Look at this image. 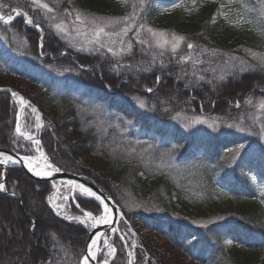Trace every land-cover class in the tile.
<instances>
[{
    "label": "trees",
    "instance_id": "16d2710c",
    "mask_svg": "<svg viewBox=\"0 0 264 264\" xmlns=\"http://www.w3.org/2000/svg\"><path fill=\"white\" fill-rule=\"evenodd\" d=\"M45 1L57 15L45 19L32 0H0L7 5L0 13L18 7L43 34L40 39L23 16L8 25L0 21V77L11 74L37 86L28 100L41 113L40 138L55 165L111 196L133 229L147 226L178 250L165 256L143 234L135 264H181L179 258L264 264V92L258 90L264 89V66L244 52L264 54L259 34L264 27L256 35L233 38L208 4L183 18L181 0L171 6L166 5L170 0H144L143 5L140 0ZM244 6L256 8L255 0H244ZM163 11L166 16L156 24ZM76 14H88L102 26L104 20L127 16L136 26L173 30L185 37L182 49L188 43L204 47L195 53L200 62L183 70L179 56L140 43L144 35H129L125 43L132 47L122 52L74 49L54 25L69 23ZM111 30L105 27L106 33ZM15 115L12 96L0 91V149L15 151L23 144L14 133ZM239 145L244 148L228 151ZM0 183L5 185L0 264H79L87 231L49 208L51 182L11 166L0 167ZM223 196L238 200V207L214 206ZM77 203L99 212L91 198L77 196ZM227 239L241 250L235 256L227 253Z\"/></svg>",
    "mask_w": 264,
    "mask_h": 264
},
{
    "label": "rangeland",
    "instance_id": "374dc122",
    "mask_svg": "<svg viewBox=\"0 0 264 264\" xmlns=\"http://www.w3.org/2000/svg\"><path fill=\"white\" fill-rule=\"evenodd\" d=\"M180 0H170L166 5H173L177 3ZM44 3H47L45 0H43ZM182 3V12L181 15L183 18L190 16L191 14L200 12L205 4H208L213 9V16L216 19L217 22L224 23L223 26H226V34L233 36V38H245L246 36H253L256 35L258 30L260 28L264 27V0H255L256 8L250 9L249 7L244 6V0H181ZM50 7L51 4H49ZM44 15V18L46 19L47 16H55L57 15V9H54L53 12L49 13L47 10L40 8ZM250 11L248 12L247 10ZM251 14L250 15H248ZM168 15V14H167ZM166 16V14L161 12L155 20H153L156 24L159 19ZM75 18V17H74ZM93 17L89 16L88 14L81 15V20L77 21L71 18V21L69 23H66V21L60 20L59 25H61V28L58 29L56 25H54V29L56 30V34L63 37L66 41L69 42V45H71L74 49L78 50H92V49H98V48H112L113 50H118L119 52H122L127 48L126 40L128 39L129 35H135L136 37L138 35H144L141 40H147V45L150 46V48L156 49L158 51H170L171 54L179 56L178 60L180 64H183L182 69L184 70V66L189 64L190 66H193L194 64L200 62L199 57L197 55H200L198 52H203V48L196 49L195 46H193L191 49L186 47L183 48V42H180L179 47L173 51L171 47L172 43V34H176L178 36H183L180 33H177L173 30H166L161 28H155L150 25L141 24L136 26L134 22L130 20H121L119 19V22L116 23L114 26H107L108 29H113L110 32H108L107 35L101 34L100 36L95 35L96 25L91 23ZM97 24L102 26L100 21L96 19ZM106 21V20H104ZM250 22V23H249ZM28 27L35 29L40 34L39 38L41 39L43 34L41 28H37L34 25H30L25 23ZM146 25V26H145ZM128 26L129 31L127 35L122 34V29ZM143 26V27H141ZM152 28L157 33H164L165 35L163 37L161 36H152L150 33L146 31L147 28ZM134 30V31H133ZM144 33V34H142ZM184 37V36H183ZM167 39L168 43L164 44V40ZM245 49V48H243ZM88 52V51H87ZM245 54L249 55V52L245 49ZM65 52H61V55H63ZM197 55H196V54ZM263 54V53H259ZM120 62V61H119ZM82 70L89 71L91 70L90 67H80ZM17 82L18 86L20 87V92L23 93L27 98L30 94L35 93L38 89L37 86L33 85L32 83H29L28 81L20 82V80L16 79L12 75H5L3 77H0V86H7L8 83ZM13 88H16L15 85L12 86ZM143 91V88H141ZM146 92L147 89H144ZM261 92H264V89H258ZM12 96L13 103L16 105V113L18 112V109L21 107L22 103L20 101V97L14 96L13 93H10ZM238 106V105H237ZM236 106V107H237ZM33 105L31 103L27 104L24 109L22 110L21 114L19 115L20 120V128L21 132L29 133L31 136H37L40 137V129L43 126V120L41 117V113L35 106V108L38 110V113L40 115V120L37 121L36 115L37 113L32 112ZM16 116V115H15ZM40 124V127H36L37 124ZM220 133V132H219ZM21 142L23 143L20 147H15V151H18L17 149H20L21 152L24 154H31L34 157V160L37 162L35 166L41 168L43 165V162H39L38 158L39 152H36V146L35 144L29 141H26L24 138L18 137ZM45 166V165H44ZM77 184H70L69 182L61 184L59 188H57V185H51V190L54 191L51 198L52 202L49 204L52 206L55 211L59 212L58 214H63L66 216L67 210H72V208H75L77 210V213L73 211V218L80 217L81 220L72 219L74 222H77L81 224L82 227L84 225L87 229L86 231L91 229L93 227L92 220L84 218L85 212H92L85 208H80L79 204L77 203V196H81L84 198H91L92 196H87L86 194L82 193L79 188L75 187ZM263 188V187H262ZM109 196V195H108ZM111 197V196H110ZM112 198V197H111ZM113 199V198H112ZM114 201V199H113ZM99 203V212L98 214H94L93 216H101L103 213V205L100 201ZM115 202V201H114ZM116 203V202H115ZM117 204V203H116ZM118 205V204H117ZM239 201L236 200L233 197L230 196H223L218 199V201L214 204V206H219L222 208L230 207L232 209H236L238 207ZM83 209V211L79 210ZM119 207V206H118ZM120 208V207H119ZM121 210V208H120ZM54 212V211H53ZM55 214V213H54ZM72 214V215H73ZM192 212H189L188 215H192ZM70 217V216H69ZM86 221V222H81ZM117 227L120 231V233H112L108 238L106 236L103 237L100 245H99V251L97 252L96 260L97 264H104V261L107 259L108 264H129V260H131V264H135L138 261V256L136 252V247L139 243V239L141 235L143 234H149L154 239L153 244L157 246L159 251L163 252L165 256H176L177 254V248L173 246L170 239L165 236L161 235L159 233L152 232L147 226H140L138 230L133 229L127 220H125L124 216L118 219ZM116 232V231H115ZM226 241H231V243H226ZM224 244L226 246L227 253L231 256H235L238 254L241 250L237 249V246L234 241L227 239ZM107 242V243H106ZM109 245L114 246L116 248V253L114 256L109 255ZM131 252L133 255L129 257L128 253ZM148 255V253H146ZM81 257V256H80ZM149 257V255H148ZM261 257L264 261V250L261 252ZM118 260V261H117ZM117 261V263H116ZM179 261L181 264H201L196 261H191L190 259H180ZM176 263V262H175ZM138 264H144L138 263ZM177 264V263H176Z\"/></svg>",
    "mask_w": 264,
    "mask_h": 264
},
{
    "label": "snow or ice",
    "instance_id": "6c2138e0",
    "mask_svg": "<svg viewBox=\"0 0 264 264\" xmlns=\"http://www.w3.org/2000/svg\"><path fill=\"white\" fill-rule=\"evenodd\" d=\"M140 3H141V5H143L144 0H140ZM32 4L35 5V7L37 9L43 8V9L47 10V12H49V13H51V12L54 11V9L52 7H50L48 3H44L43 0H32ZM3 7H7V5H0V8H3ZM65 11H67V9H65ZM12 13H15V15H18V16H23L24 19H25V22L27 24L34 25L37 28L40 27L39 24H34L33 18L31 16H29L27 12L22 11L18 7L17 8H11L10 9V13L8 15H4L3 13H0V21H2L5 25L10 24L13 21V19H14V16L12 15ZM134 16H135V13H133V17ZM123 19L130 20V19H132V17L125 16ZM75 20H77V21L81 20L80 14H76ZM118 22H119L118 19L112 18V19L106 20L104 26H100V25L97 24L96 18H93L92 21H91V23H93L94 25H96V30H95V35L96 36H100L102 33L105 34V35H107L108 33L105 32V27H107V26H114ZM56 27L58 29H60L61 28V25L57 24ZM141 27H143V26H141ZM128 31H129V27L128 26H125L122 29V34L123 35H127ZM146 31L148 33H150L154 37L155 36H161V37H163L165 35L164 33H157V32H155L150 27L147 28ZM259 34L262 36V38H264V29H262ZM184 40H185V37L178 36L176 34H172V43H171L172 50L175 51L179 47L180 42H182ZM139 42L142 43V44H147L148 43L147 40H141ZM167 43H168V40L165 39L164 40V44H167ZM127 47H128V49H131V47H132L131 43H129ZM187 47L189 49H191L193 47V44L188 43L187 44ZM108 51L109 52H113V49L112 48H109ZM122 51H123V49H122ZM247 51L249 52V54L254 59H256L262 66H264V54H259V53L255 52V51H252L251 49H249ZM113 54L115 55L116 53H113ZM159 79L160 78L157 77V82H159ZM147 91L151 92L152 89L149 88V89H147ZM13 95L14 96H18L19 94L18 93H13ZM133 99H135L137 101L138 105L141 108H145L146 107V102L144 100L138 99V98H135V97ZM20 101H21L22 105L28 103V101L24 100L23 97H20ZM260 107H261V109H264V100H261L260 101ZM32 112L33 113H37L36 119H37V121H39L40 120V115L38 113V110L35 108V106L32 107ZM195 122L196 123H199V122H201V119L199 117H197L195 119ZM40 126L41 125L39 123L36 125V127H40ZM232 126L233 125H229V127H232ZM240 130L243 131L242 128ZM16 132L17 133H20L22 136H25L28 139H32V136L29 133L21 132V128H20V124L19 123H17V125H16ZM34 143L39 144L40 141L36 140V141H34ZM242 148H244V145H239L238 146V149H236V150L229 149L228 151L235 152V151H238L239 149H242ZM41 156H43V153H41ZM0 157H2V159H0V163H8L9 161L15 162L14 157H12L10 155H7V154H5L3 152H0ZM44 158L47 159L46 157H44ZM23 159L26 162H28L27 166H28L29 170H33V166H32L31 161L34 158L31 157V156H25ZM59 170L60 169H58V168L55 169V171H59ZM35 174L37 176H41V175L48 176V175H51L50 172H45V171H35ZM69 183L70 184H73L74 182H71L70 181ZM75 187L79 188L80 191L82 193L86 194L87 196L95 197L97 200H100L102 204L104 203L103 200L101 199V197L100 196H97V194L94 191H92L91 188L85 187L84 185H75ZM4 188H5V185L2 184V183H0V190H3ZM49 201L52 202V198L51 197H49ZM108 216H109V208H108L107 204H104V214L101 215V216H99V217L93 216V213L92 212H85L84 213V218L90 219V220L94 221L95 223H108L109 222ZM69 219L81 220L80 217H75V218L69 217ZM81 222H86V221H81ZM95 243H96V241L94 240L93 241V245ZM226 243H231V241H226ZM115 253H116V248L114 246L109 245V255L110 256H114ZM128 255H129V257H131L133 254L131 252H129ZM89 258H91V259H95L96 258V252L95 251H92L91 246H89L88 255H85L83 257V264H89ZM104 264H108L107 259L104 261ZM129 264H131V260H129Z\"/></svg>",
    "mask_w": 264,
    "mask_h": 264
},
{
    "label": "water",
    "instance_id": "95a60500",
    "mask_svg": "<svg viewBox=\"0 0 264 264\" xmlns=\"http://www.w3.org/2000/svg\"><path fill=\"white\" fill-rule=\"evenodd\" d=\"M0 91H8V92H13V93H18L19 97H23L24 100H26V98L19 92L17 91L15 88H13L10 84H7V86H0ZM25 104H23L22 108L20 109V111H22L23 107ZM19 121V117L16 120V124ZM0 152H3L7 155H10L12 157H14V159L17 161L16 165L20 166L24 172L31 178L35 179V180H42V181H56V180H62V181H71L74 182V184H80V185H84L85 187L91 188L92 191H94L97 196H100L101 199L103 200V202L105 204H107V206L110 209V214H111V222L107 225H102V226H97L94 227L92 231L89 232L88 237L86 239L85 242V246H84V250L82 253V257L80 259V264H82V259L85 255H88L89 252V246H91V240L95 237V236H99L102 237L106 232H108V234L110 235L112 233V231H116L118 232V229L115 227V224L117 222V219L119 217H122V214L120 212V209L118 208V206L115 204V202L113 201V199L108 196L107 194H105L97 185H95L93 182H91L90 180L83 178L79 175L76 174H72L63 170H59V171H55V169L52 171H49L51 173V175L48 176H37L35 174V168L33 166V170H29L28 166H27V162L23 159L25 156L23 155H19L15 152H12L10 150H4V149H0ZM48 162H51L50 159L47 157L46 159ZM7 166H9V164L7 163H0V167H3L4 169L7 168ZM59 169V168H58ZM108 235V237H109ZM91 264H95V261L90 259Z\"/></svg>",
    "mask_w": 264,
    "mask_h": 264
},
{
    "label": "bare ground",
    "instance_id": "6f19581e",
    "mask_svg": "<svg viewBox=\"0 0 264 264\" xmlns=\"http://www.w3.org/2000/svg\"><path fill=\"white\" fill-rule=\"evenodd\" d=\"M42 158H43V156L39 155V158H38L39 162H43V161H44V159H42ZM14 160H15V159H14ZM14 163L16 164L17 161L15 160ZM27 163H28V162H27ZM31 163H33V162H31ZM48 170H49V169H46L44 165H42L41 168H35V171H45V172H48ZM53 192H54V191L51 190V191L47 194V197H46V201H47V202H50V201H49V197L52 196ZM104 204H105V203L102 204V205H103V213H102V215L104 214ZM108 208H109V207H108ZM108 219H109V222H108V223H95L94 221H92V224H93V226H96V227H97V226H102V225H107V224H109V223L111 222L110 209H109V216H108ZM101 238H102V237L99 238V236H95V237L91 240V249H92V251H95L96 254H97V250H98V243H99V241H100ZM94 240L96 241V243L93 245V241H94ZM90 259H91V258H89V264H91ZM91 260L95 261V259H91ZM82 264H83V259H82Z\"/></svg>",
    "mask_w": 264,
    "mask_h": 264
}]
</instances>
